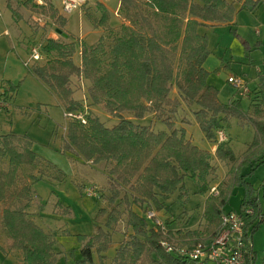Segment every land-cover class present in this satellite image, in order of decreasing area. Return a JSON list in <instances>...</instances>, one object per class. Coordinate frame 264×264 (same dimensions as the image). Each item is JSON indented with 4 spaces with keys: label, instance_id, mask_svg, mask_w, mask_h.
Wrapping results in <instances>:
<instances>
[{
    "label": "trees",
    "instance_id": "16d2710c",
    "mask_svg": "<svg viewBox=\"0 0 264 264\" xmlns=\"http://www.w3.org/2000/svg\"><path fill=\"white\" fill-rule=\"evenodd\" d=\"M47 2L46 9L39 10L62 29L65 19ZM260 2L120 0L117 15L122 23L115 31L108 22L109 11L97 2L98 18L84 10L93 27L105 33L95 45L46 40L43 51L49 59L33 66L31 75L56 97L65 113L81 108L74 98L72 80L87 83L89 104L116 119V124L108 127L87 114L85 124L69 120L66 125L67 148L92 166H109L105 174L106 207H100L93 219L94 232L77 236L81 247L74 264H107L114 226L123 217L131 232L118 243L109 264H203L168 253L161 243L180 247L209 243L218 231L229 197L237 189L243 191L239 209L227 212L253 210L245 221L247 236L264 223V182L254 189L246 181L254 170L264 167V79L245 97L235 91L238 99L222 104L218 90L207 81L204 63L210 50L206 35L200 33V28L208 25L228 26L237 37V13L252 12ZM7 7L14 14L11 0H7ZM106 37L110 38L107 44ZM77 46L79 65L73 61ZM15 88L8 87L0 98L4 101ZM243 99L249 100L245 109ZM184 107L190 110L204 139L216 147L214 153L195 145L187 136L183 124L189 123L179 116ZM149 116V123L143 124ZM179 118L181 125H177ZM231 119L251 126L253 136L230 171L227 185L214 197L208 194V178L217 172L212 160L226 165L235 159L230 146L226 141L218 143L216 135ZM32 147L26 134L0 135V233L8 241L3 251L18 253L20 264H56V237L40 227L29 211L32 206L39 210L43 206L34 184L44 179L58 181L62 175ZM243 169L250 173H242ZM186 179L194 183L197 195L205 196L200 229H170L165 235L132 211L136 206L142 214L149 208L171 212L166 200L186 194ZM55 207L62 215L70 214V209L60 203ZM163 221L166 227L171 224ZM251 252L246 264H264V258L257 262Z\"/></svg>",
    "mask_w": 264,
    "mask_h": 264
},
{
    "label": "rangeland",
    "instance_id": "374dc122",
    "mask_svg": "<svg viewBox=\"0 0 264 264\" xmlns=\"http://www.w3.org/2000/svg\"><path fill=\"white\" fill-rule=\"evenodd\" d=\"M48 1L58 12V15L65 19V25L62 29H59L46 14L39 10L41 8L46 9L47 6L38 8L32 0H11V7L15 11L13 14L12 10L7 7V0H0V95L5 93V89L7 90L8 87H16L13 93L8 94V98L5 97L4 108L0 111V135L9 132L19 135L26 134L32 140V149L36 154L50 162L60 171L62 176L58 181L53 182L44 179L34 184L35 189L41 196L43 207L39 210L37 206L36 208L32 206L29 212L33 220L36 212H41L43 216H41L40 221L44 224L45 231L56 230V233L59 234V229L61 228L58 227L60 225L55 222L54 218L55 216L63 217V215L55 207V198L51 192L54 187H60L65 190L66 193H62V195L64 198L68 196V201L78 217L76 225L72 228L73 233L68 231V246H66L68 254H74L79 244L77 236L91 234L95 215L100 207H106L105 197L108 193L105 174L109 166L100 164L92 167V165L85 163L65 146L68 117L65 116L66 113L63 108L58 106L56 97L31 75V69L35 65L44 64L49 59V56L43 51V46L48 39L67 42L76 40L87 45H95L102 35L105 36L103 30H96L91 21L84 16V10H87L93 17H99V13L95 10L97 2L105 5L109 11V25L114 31L117 30L122 23L121 18L117 15L120 0H89L71 14L62 13V0ZM255 13L260 18L259 23H264V4L257 7ZM243 17L248 23L247 28L258 25V22H254L250 18L248 12L241 11L235 19L237 37L230 32V29L224 26L218 28V30L208 29L205 31L210 54L215 55L216 49L219 47L226 49V54L222 58V66L218 70L210 72L207 77L208 83L218 90V98L222 104H227L232 97L238 98L235 90L227 83L228 76L244 77L250 83L251 89H253L255 87L254 83L258 78L256 71L259 69L264 74V61L259 55L260 53L264 56V48L258 52L251 51L252 61L247 58V53L244 51L245 45L243 43L245 39L243 26L240 25ZM254 29H251L252 34ZM58 30L61 32L60 34L57 32ZM258 30L261 35L264 33V28L260 27ZM260 36L253 34L254 39H259ZM109 41L110 38L106 37V44ZM33 47L40 49L43 59L39 62L31 59V49ZM216 56L218 54L211 57L215 58ZM73 61L76 65L80 64L78 46L76 47ZM72 85L75 88L74 98L81 105L78 112L97 117L108 127L116 124L115 118L105 114L100 107L89 104L87 83H79V81L73 79ZM246 104L247 101L243 102L244 108H246ZM183 110L179 116L189 123L183 124L187 131V136L191 137L195 145L214 153L216 147L204 139L203 134L193 121L190 110L187 107H184ZM180 118L177 121V125H181ZM149 121L150 116L143 121V124H148ZM160 125L163 128L165 127L162 124ZM222 131L224 132L225 143L232 149L235 159L226 165L212 160V164L217 165V172L215 176L208 178V182L210 187L217 186L219 191L227 185L230 171L239 163L241 154L250 144L253 136L252 127L248 124L240 125L236 119H231ZM242 173H250V170L243 169ZM246 178V181L252 184L254 189H259L261 183L264 182V167H258ZM184 184L187 190L186 194L180 198L173 199L171 203L169 202L171 213L174 214V223H176L174 227L200 229L205 196H199L195 193L196 187H194L190 179H186ZM92 187L96 188V196L88 197L86 193ZM260 196L259 194V198ZM242 198L243 191L237 189L229 197L225 211H237ZM73 209H70L71 215ZM84 210L89 213L91 218L88 222L84 220L81 222L80 214L81 212L84 213ZM250 210L253 214V210ZM125 221V218H123L113 229L122 238L131 232L126 229ZM146 222L149 223L148 220ZM249 238L252 250L256 254L257 262H261L262 258H264V223L252 235H249ZM3 241L5 243L0 234V242L3 243ZM113 255L114 249L111 248L107 253V264L110 263ZM247 259L250 261L251 257ZM246 260L245 264L247 263ZM0 264H10V262H5L1 249ZM68 264H74L72 255H68Z\"/></svg>",
    "mask_w": 264,
    "mask_h": 264
},
{
    "label": "built area",
    "instance_id": "2783aa9c",
    "mask_svg": "<svg viewBox=\"0 0 264 264\" xmlns=\"http://www.w3.org/2000/svg\"><path fill=\"white\" fill-rule=\"evenodd\" d=\"M48 0H32L36 7H46ZM89 0H62V13L71 14L78 8H81ZM108 1V0H105ZM38 47L31 49V59L35 62L41 61L43 57ZM227 83L237 92L239 97H245L248 92V84L242 76H229ZM5 102L0 98V110L4 107ZM68 120H76L81 124L86 123V115L83 112L66 113ZM218 143L225 141L222 131L217 133ZM96 188L92 187L86 193L88 197L96 196ZM209 195L218 196L219 189L217 186L210 187ZM252 211L245 210L242 213L225 212L220 216V226L214 238L206 244L198 243L190 247L175 246L162 242L161 245L166 252L177 255L178 257L188 258L196 263L203 264H245L247 258L252 257V245L249 236L245 233V221L250 217ZM143 217L149 221L150 228H154L165 234L169 231L159 213L153 208L147 209Z\"/></svg>",
    "mask_w": 264,
    "mask_h": 264
},
{
    "label": "crops",
    "instance_id": "0c3cea01",
    "mask_svg": "<svg viewBox=\"0 0 264 264\" xmlns=\"http://www.w3.org/2000/svg\"><path fill=\"white\" fill-rule=\"evenodd\" d=\"M261 4H264V0H261L259 6ZM258 6V7H259ZM241 12V11H240ZM245 12H248L250 18L254 21V22H258V25H255V26H250L251 29L255 28L254 29V32L253 34H255L256 36H260L261 35V32H259V28H264V23H259V20L260 18L258 16H256V13H255V10L254 11H245ZM239 13V12H238ZM237 13V14H238ZM237 16V15H236ZM236 19V17H235ZM245 17H243V20L240 22V25L243 26V36H244V43H245V53H247V58L252 61V58H251V51L252 52H258L260 51L262 48H264V33H262V35L260 36L259 39H254L253 37V34H252V30L250 28H247L246 26L248 25V23H246L245 21ZM235 22V26H236V21L234 20ZM259 26V27H258ZM223 26H207V27H201L200 28V33H203L206 35V32L208 29H214V30H218V28H222ZM224 27H227L229 29L228 26H224ZM258 27V28H256ZM254 50V51H253ZM215 58H212L211 56H215L217 55ZM220 54V55H219ZM226 54V49L223 48V47H219L216 49V54L215 55H212V53L208 56L207 60L205 61L204 63V69L208 72V74H210V72L212 71H215V70H218L220 66H222V58L223 56H225ZM260 57L262 58V61H264V56H262L260 53H259ZM258 73V78L256 79V82L254 83V88L253 89H258L259 88V84H260V80L261 79H264V74H262V72L258 69L256 71ZM229 77V76H228ZM248 83V82H247ZM248 86H249V89H251V85L250 83H248ZM255 92V91H254ZM257 92V91H256ZM233 99H236L234 97H232L231 100ZM238 99V98H237ZM229 100L228 103L231 101ZM247 101V104H248V99H243L242 101V106H243V102ZM227 103V104H228ZM57 104H58V101H57ZM247 104H246V107H247ZM59 106V104H58ZM244 107V106H243ZM245 109V108H244ZM86 163V162H85ZM89 164V163H87ZM90 165V164H89ZM91 166V165H90ZM94 167V166H92ZM55 182V181H54ZM194 184V183H193ZM195 187V186H194ZM34 191H35V195L39 196V198L41 199V196L40 194L37 192V190L35 189L34 187ZM52 195L54 196L55 198V202L56 203H60L62 206L64 207H68L70 209H73L71 207V203L68 201V196H66L65 198L63 197L62 193H66L65 190H62L60 187L56 188L54 187L53 190H52ZM177 198H180V195L179 194H176V195H172L169 199L166 200V203L165 205L170 207L169 206V202L171 203V201L173 199H177ZM42 201V200H41ZM55 203V204H56ZM43 207V206H42ZM132 211L139 215V216H143L142 214V211L140 210V208L136 207V206H132L131 207ZM171 209V208H169ZM171 211V210H170ZM227 212V211H225ZM34 213V212H33ZM160 216H163L162 219L166 220V222H170L171 224H169L168 226V229L170 230H178V229H183L181 228L180 226L177 228V227H174L176 223H174V214H172L171 212H166V211H160L158 212ZM83 214V215H82ZM162 214V215H161ZM71 215V212L70 214ZM81 222L84 220L85 222H88L91 220V218L89 217V213L87 211L84 210V213L81 212ZM41 216L42 213H37L35 214L34 216V221L40 226L42 227L44 230H46V228L43 226L44 224L40 221L41 219ZM125 218V217H123ZM55 222H58V224L60 226L61 229H59V234L56 233V230L53 232V231H46V232H49L51 234H53V236H55V247H54V252L57 254V263L56 264H68V255H72V258L75 260L77 258H79V249L81 247V244L79 243L78 244V248L76 249V251L74 252V254H71L69 253L68 254V249L66 248V246H68V234L70 231L71 233L72 232V228L73 226L76 225L77 221H78V217L76 215V212L72 211V215L71 216H68V215H63V217H60V216H55ZM147 223V222H146ZM147 225L150 227V224L147 223ZM127 229V227H126ZM188 229H191L193 230V227L192 228H188ZM93 232H94V227H93ZM92 232V233H93ZM128 232H129V229H128ZM62 233V234H61ZM91 233V234H92ZM1 234V233H0ZM90 235V234H89ZM2 236V235H1ZM113 246L112 248L115 250L118 243L123 240V238L119 235V233L116 231L113 235ZM116 237V238H115ZM3 238V236H2ZM4 239V238H3ZM5 240V239H4ZM8 244V241L5 240V243L3 241V243L0 242V249L2 250V253L5 257V262H10V264H20L19 262V254L18 253H6L3 251V248L4 246H6ZM12 260V261H10ZM108 263V261H107Z\"/></svg>",
    "mask_w": 264,
    "mask_h": 264
},
{
    "label": "water",
    "instance_id": "95a60500",
    "mask_svg": "<svg viewBox=\"0 0 264 264\" xmlns=\"http://www.w3.org/2000/svg\"><path fill=\"white\" fill-rule=\"evenodd\" d=\"M59 34L61 33L59 30L57 31Z\"/></svg>",
    "mask_w": 264,
    "mask_h": 264
}]
</instances>
